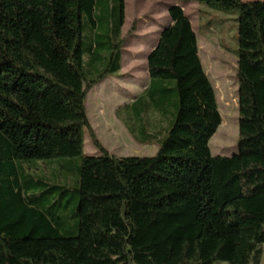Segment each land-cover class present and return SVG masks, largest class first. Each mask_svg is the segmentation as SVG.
Returning a JSON list of instances; mask_svg holds the SVG:
<instances>
[{"label": "trees", "instance_id": "trees-1", "mask_svg": "<svg viewBox=\"0 0 264 264\" xmlns=\"http://www.w3.org/2000/svg\"><path fill=\"white\" fill-rule=\"evenodd\" d=\"M97 0H0V264H259L264 245V1L170 0L237 11L238 153L212 156L221 118L181 7L146 58L143 91L176 113L153 157L115 158L98 143L88 91L120 70L124 0L109 62L84 73V15ZM99 46H102L100 43ZM97 47V45H96ZM174 83L168 88L165 83ZM101 156H83V130ZM82 157L77 235L50 205L61 187L20 176L22 163ZM41 189V190H39ZM37 190H39L37 192Z\"/></svg>", "mask_w": 264, "mask_h": 264}, {"label": "rangeland", "instance_id": "rangeland-1", "mask_svg": "<svg viewBox=\"0 0 264 264\" xmlns=\"http://www.w3.org/2000/svg\"><path fill=\"white\" fill-rule=\"evenodd\" d=\"M251 1L264 0H242ZM175 5L182 8L196 35L198 56L214 89L221 118L208 144L210 154L230 157L238 153L237 11L224 13L208 8L199 11L195 2L124 0L120 70L91 88L85 99L86 114L96 140L110 156H155L158 142H147V135L162 138L173 122L176 93H165L167 101L158 106L143 91L149 86L147 55L156 45L160 32L171 24L167 11ZM117 15L118 0H97L91 17L94 24L88 15L83 16L82 53L88 79L96 77L109 62V44L113 42ZM164 85L174 87L173 82ZM83 156H101L86 129L83 130ZM81 160L78 157L19 165L20 176H29L34 182L47 185L43 189L61 187L52 191L50 205L60 198L54 211L63 221L60 233L65 237L77 235L76 182ZM261 251L260 264H264V245Z\"/></svg>", "mask_w": 264, "mask_h": 264}, {"label": "crops", "instance_id": "crops-1", "mask_svg": "<svg viewBox=\"0 0 264 264\" xmlns=\"http://www.w3.org/2000/svg\"><path fill=\"white\" fill-rule=\"evenodd\" d=\"M260 264V263H259Z\"/></svg>", "mask_w": 264, "mask_h": 264}]
</instances>
